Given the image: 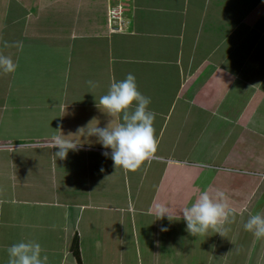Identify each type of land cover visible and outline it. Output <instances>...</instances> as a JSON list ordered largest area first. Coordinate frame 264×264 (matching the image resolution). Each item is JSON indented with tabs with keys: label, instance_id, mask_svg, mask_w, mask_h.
<instances>
[{
	"label": "crops",
	"instance_id": "0c3cea01",
	"mask_svg": "<svg viewBox=\"0 0 264 264\" xmlns=\"http://www.w3.org/2000/svg\"><path fill=\"white\" fill-rule=\"evenodd\" d=\"M0 15V53L18 65L0 72V264L34 235L50 264H76L75 236L82 264L115 236L128 237L120 264L129 246L147 264H264V238L244 230L264 213V0H0ZM129 73L159 142L135 172L115 169L93 135L118 123L96 103ZM58 125L79 144L63 160L49 146ZM217 189L234 222L191 236L179 212ZM154 202L181 219L156 220ZM67 207L70 235L64 211L49 216Z\"/></svg>",
	"mask_w": 264,
	"mask_h": 264
},
{
	"label": "clouds",
	"instance_id": "9594fccd",
	"mask_svg": "<svg viewBox=\"0 0 264 264\" xmlns=\"http://www.w3.org/2000/svg\"><path fill=\"white\" fill-rule=\"evenodd\" d=\"M9 46L6 42L5 47ZM11 46L22 50L23 43L18 41ZM17 67L11 56L0 53V72L14 73ZM88 84L93 88L97 86L92 81ZM150 103V98L138 91L136 78L132 73L119 81L113 77L107 93L99 98L98 105L96 103L98 109H104L107 116L118 121L112 128L96 126L93 129L98 143L104 149H110L115 169L119 167L135 172L145 161L155 156L159 142L153 126L156 113L148 109ZM60 127L58 125L56 130L60 135H53L49 146L57 149L53 156L63 160L69 151H76L79 144L67 139L74 135H62ZM103 155L107 157L109 153L106 151ZM148 212L155 215L156 220L167 218L172 222L175 216L181 219L174 208L163 202H154ZM179 213H182V219L186 223V231L193 237L206 235L209 229L215 230L222 237L228 231L224 225L231 224L235 219V210L227 202L225 192L219 189L201 191L196 200ZM167 230L166 227L160 229L162 232ZM244 230L252 233L256 239L264 238V213L250 215L244 223ZM41 252L38 242L15 243L7 249L8 264H44L47 257H41Z\"/></svg>",
	"mask_w": 264,
	"mask_h": 264
},
{
	"label": "rangeland",
	"instance_id": "374dc122",
	"mask_svg": "<svg viewBox=\"0 0 264 264\" xmlns=\"http://www.w3.org/2000/svg\"><path fill=\"white\" fill-rule=\"evenodd\" d=\"M0 18H1V15H0ZM263 107H264V103H263ZM24 113L33 115L32 114L33 111H27V112L24 111ZM15 121L16 120H14V122ZM262 129H263V127H262ZM197 146H199V148H201L202 145H201V143H198ZM73 210H75V209L71 208V207H67V208H63V209L55 208L49 212L50 217L59 216V218H60L62 215V211H64V213H65L64 221H66L64 226L66 227V230L68 231V232L66 231V233H68L69 235L71 234V229L73 228V219L77 218V215H78V213H77V215H73L71 213V211H73ZM50 227L56 228V226L52 223L50 225H48V229H50ZM50 230H52V229H50ZM159 231H160V229H159ZM45 232H44V230L40 231L41 235H44ZM51 232H53V231H51ZM50 238L56 239L53 234L50 235ZM32 239L36 240V242H38V243H42L43 248H48L50 246L49 240L47 241L46 237H42L41 239H39L38 236L34 235V237ZM127 240H128V237L120 240V238L118 236H115V239L113 242L101 241V246L99 248H94L92 246L93 249H91L89 252H91V255H95L94 264H120V262L124 256L122 257L121 252L118 250V248L121 249V246H122L121 241L126 242ZM58 242H60V241H58ZM66 243H67V239L65 240V244ZM128 244L130 245L131 242H128ZM128 249H129L128 251L130 254V263L129 264H138L137 259H139V258H140V264H147L148 255L143 253L145 251V248H143V250H142L141 257L135 256V252L133 250V249H135V247L132 246V248H130V246H129ZM1 250H2V248L0 249V252H1ZM129 254H127L125 257L128 258ZM44 256L47 257V260L44 261V264H50L51 262L54 263L55 261H53V260H55L57 258V257L48 256L47 252H41V257H44ZM8 259L6 260V262H8ZM206 259H207V256H203V261H206ZM127 262H125L124 264H127Z\"/></svg>",
	"mask_w": 264,
	"mask_h": 264
},
{
	"label": "trees",
	"instance_id": "16d2710c",
	"mask_svg": "<svg viewBox=\"0 0 264 264\" xmlns=\"http://www.w3.org/2000/svg\"><path fill=\"white\" fill-rule=\"evenodd\" d=\"M70 252L72 256L74 257L76 264H82L80 252H79V245H78V237L75 236L72 239V242L70 244Z\"/></svg>",
	"mask_w": 264,
	"mask_h": 264
}]
</instances>
